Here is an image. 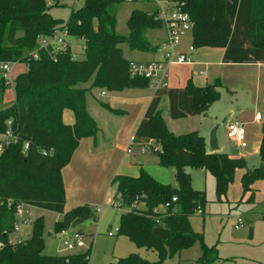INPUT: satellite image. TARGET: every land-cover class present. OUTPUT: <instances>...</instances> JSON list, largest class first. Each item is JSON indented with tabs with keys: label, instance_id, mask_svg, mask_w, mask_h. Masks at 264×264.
Wrapping results in <instances>:
<instances>
[{
	"label": "trees",
	"instance_id": "trees-1",
	"mask_svg": "<svg viewBox=\"0 0 264 264\" xmlns=\"http://www.w3.org/2000/svg\"><path fill=\"white\" fill-rule=\"evenodd\" d=\"M49 1L0 0V65H27V71L14 81L15 99L0 108V135L10 129L17 138L16 143L0 153V264H88L89 253L45 254L42 218L33 221L28 239L11 242L16 222L14 206L25 203L63 215L55 224L56 234L99 220L88 204L65 212L62 170L70 163L80 140L95 137L99 132L86 108V94L94 89L118 92L149 87V79L130 75V62L124 58L121 45L126 44L132 52L154 54L158 47L152 45L147 33L163 27L161 9L133 11L127 23L129 35L117 34L118 7L138 0H83V7L72 11L67 22L54 19L49 13L52 7L64 6L65 0H51V6ZM176 4L192 22L194 50L228 46L232 25L226 16V0L170 1L171 7ZM56 32H66L69 37L84 41L83 58H75L69 46L57 49L51 44ZM43 40L49 44L42 45ZM248 40L253 48L264 52V0H250ZM92 80L91 86L85 88ZM7 88L0 70V102ZM221 88L219 82L205 87L188 84L186 90L198 115L206 116L220 100ZM65 110L73 112L74 124L63 122ZM148 127V138L138 143L146 146L152 142L148 150L159 157L160 167L174 171L175 186L158 182L144 170L137 178L118 175L112 181L113 205L124 211L118 234L146 251L155 252L158 260L151 262L132 254L110 264H162L168 253L190 249L197 243L201 255L195 264L219 263L218 250L207 247L203 235L190 229V219L205 213L208 200L205 192L192 187L186 169H203L211 174L218 195L226 192L237 169L244 170L242 181L246 190L254 180H264V118L259 148L261 164L253 170L247 168L241 156L208 153L204 138L197 132L175 135L160 111L149 118ZM25 143L29 147L24 153ZM253 197L254 194L250 201ZM259 219L264 220V215ZM158 227L169 230L167 241L154 233Z\"/></svg>",
	"mask_w": 264,
	"mask_h": 264
},
{
	"label": "crops",
	"instance_id": "crops-1",
	"mask_svg": "<svg viewBox=\"0 0 264 264\" xmlns=\"http://www.w3.org/2000/svg\"><path fill=\"white\" fill-rule=\"evenodd\" d=\"M249 3L250 0H226V16L232 25V35L226 48H201L192 52L191 36L188 40L180 41L174 48V53L190 56L191 63L167 67L166 86L151 84L144 89H124L118 92L94 89L97 91L96 96L100 98L95 99L97 106L107 117L100 115L99 108L93 109L90 106L88 109L87 101L86 108L96 124L97 117L92 111L104 119V132L99 135V129L95 137L80 140L70 163L62 170L66 203L73 200L78 205L88 200L92 206H96V201L82 197L89 188L104 185L118 175L137 178L141 170L158 182L170 185L163 181V171L156 169V165L153 166L150 161L142 159V163H138L140 166L135 167L130 159L132 153H140L139 148L142 154L146 153L141 143L148 138V120L157 111L162 112L169 130L175 135L197 132L204 138L208 153L224 151L218 137V123L221 121H239L244 126L260 123L255 119L262 113L260 109L264 103V52L253 48L248 40ZM147 37L151 42L148 33ZM166 39L165 34L160 42L152 45L158 47ZM123 56L129 62H150L162 61L164 54L157 51L149 60L127 58L124 51ZM92 82L93 80L89 86L84 87L89 88ZM215 82L223 87L220 89L221 98L211 106L206 116H200L196 113L193 99L186 88L188 84L205 87ZM240 100H243V106H235L234 102ZM63 122L74 124L72 111H64ZM215 126L218 151L212 152L210 136ZM111 128L113 133L110 132ZM106 130L109 136L106 135ZM259 148L260 145L258 155ZM241 157L245 159L247 156L243 154Z\"/></svg>",
	"mask_w": 264,
	"mask_h": 264
},
{
	"label": "rangeland",
	"instance_id": "rangeland-1",
	"mask_svg": "<svg viewBox=\"0 0 264 264\" xmlns=\"http://www.w3.org/2000/svg\"><path fill=\"white\" fill-rule=\"evenodd\" d=\"M170 1L173 0H138L121 4L117 11V34L122 37L129 35L127 23L133 11L153 12L158 9L167 10L170 8ZM52 4L53 2L50 0L49 5L51 6ZM83 5V0H65L64 6L52 7L49 13L54 19L67 22L72 11L82 8ZM165 34L167 36L164 25L159 30L148 31V36L153 45L160 42ZM190 36L191 34L183 36L180 41L183 39L188 40ZM63 39L64 44L69 46L74 57L82 59L84 41L69 37L68 35L65 38L63 37ZM121 47L127 58L141 60L153 58V53L132 52L126 44L121 45ZM61 48L63 47L61 46ZM160 54L164 53L160 52ZM26 71L27 65L24 63L10 64V69L7 74L8 80L4 78L8 88L4 93L3 101L0 102V108H4L15 99L14 81L19 74ZM2 76L4 77L3 74ZM90 83L91 81L85 84V86H89ZM96 92V90H92L86 94L88 109L90 106L93 109L99 108V111H101L100 115L106 116L105 112L97 106L96 100H100V98L96 96ZM235 102V106H243V100L237 101L238 103ZM260 111L262 112L260 115L263 119L264 103L261 104ZM92 112L97 117V125L100 129L99 135H101L104 132V125H102L104 119L99 114L95 115L94 111ZM229 123H226L225 120L224 122L221 121L218 123V126H220L218 134L219 143L224 149L221 153L236 157L244 154L247 156L245 161L249 170L259 167L261 160L257 149L262 136L261 122L256 124L250 123V125L245 126L248 142V146L245 149L239 147V145L228 138L226 129ZM110 132L113 133L112 128ZM106 135L109 136L108 131ZM134 148L138 149L137 146H134ZM143 148L145 149L144 146ZM145 151L146 153L142 154L139 148L140 153H135L134 155L132 153V156L130 155L132 165L139 167L140 165L138 163H142V159L146 162L150 161V164H153V166L156 165V169L163 171V181L175 186L172 170L161 168L159 166V157L153 155L148 149ZM186 171L191 176L192 187L197 191L205 192L208 200L204 211L205 213L198 214L190 219V229L195 233L203 235L207 247L218 250L221 261L216 264H264V220L259 219L261 215H264V180H254L250 189L246 190L242 181L244 170L237 169L233 181L228 186L226 192L218 195L216 180L211 174L205 172L203 169L195 170L187 168ZM112 181H108L104 185L101 184V186H93L82 195L83 198L93 200L94 202L96 201V206H92L88 200L78 205H75L73 200H68L65 204V212L77 206L89 204L99 217L97 221L86 222L72 229L73 233H79L81 235L84 245L82 248L69 251L63 241L58 238L55 232V224L62 220L63 215L33 207L30 209L33 220L43 219L45 254L50 256H65L89 253L88 264H110L119 258H126L132 254H137L151 262L158 260L155 252L146 251L145 248L132 242L126 236L118 234L117 230L119 228L120 218L124 214V211L116 209L113 205L115 186L112 185ZM252 194H254V197L250 201ZM142 207L141 205L139 208ZM159 209L161 210L162 208L160 207ZM251 210H255V214L251 213ZM239 219L241 220L240 223L238 222ZM32 229V225L28 224L23 227L21 238L11 233L10 240L13 242L26 240L31 236ZM200 255L201 246L197 243L190 249L168 253L162 264H195V260Z\"/></svg>",
	"mask_w": 264,
	"mask_h": 264
},
{
	"label": "built area",
	"instance_id": "built-area-1",
	"mask_svg": "<svg viewBox=\"0 0 264 264\" xmlns=\"http://www.w3.org/2000/svg\"><path fill=\"white\" fill-rule=\"evenodd\" d=\"M160 19L162 24L166 27L167 39L159 44L158 51L164 53L162 61H150V62H130L129 72L132 77L146 78L149 79L152 85L156 86H166L167 79V67L173 64H189L191 63V58L188 55H176L174 53V48L179 44L181 37L191 34L192 32V22L187 13L182 12L180 6L174 5L170 6L167 10H161ZM67 35L66 32H56L55 37L51 44H53L57 49H66L68 45L64 44V39ZM49 42L42 41V45L47 46ZM61 46L63 48H61ZM193 48L191 51L193 52ZM10 69V64L0 65V70L4 75V78L8 80L7 74ZM257 122H261V115H257ZM227 136L234 143L239 145V147L245 149L248 146L247 142V131L246 127L239 121L230 122L227 126ZM17 138L13 132L8 129L4 134L0 135V153H2L7 146L12 143H16ZM152 142L145 146L146 149L151 147ZM28 143L23 146L24 153L28 150ZM43 154L47 155L46 152ZM11 203V202H10ZM119 206L115 205L117 209ZM32 207L25 203H15L14 206V216L15 224L13 232L14 234L22 237L23 227L33 223V219L30 213ZM239 223L241 220L239 219ZM58 235L69 251H73L76 248H82L84 245L82 243V237L79 233H73L72 230H63ZM19 238V239H20ZM21 240V239H20ZM19 241V240H18ZM13 242V241H11ZM17 242V241H16ZM3 244L0 243V248Z\"/></svg>",
	"mask_w": 264,
	"mask_h": 264
},
{
	"label": "water",
	"instance_id": "water-1",
	"mask_svg": "<svg viewBox=\"0 0 264 264\" xmlns=\"http://www.w3.org/2000/svg\"><path fill=\"white\" fill-rule=\"evenodd\" d=\"M217 127L212 131L210 136V149L212 152L218 151V140H217ZM154 233L162 238L164 241H167L170 235V232L168 229L164 227H158L154 230Z\"/></svg>",
	"mask_w": 264,
	"mask_h": 264
}]
</instances>
